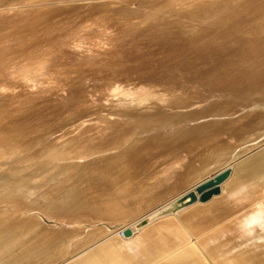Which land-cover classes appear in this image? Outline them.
<instances>
[{
    "label": "rangeland",
    "instance_id": "obj_1",
    "mask_svg": "<svg viewBox=\"0 0 264 264\" xmlns=\"http://www.w3.org/2000/svg\"><path fill=\"white\" fill-rule=\"evenodd\" d=\"M229 166L211 207L117 236ZM263 187L264 0H0V264H236L263 240L219 204Z\"/></svg>",
    "mask_w": 264,
    "mask_h": 264
},
{
    "label": "bare ground",
    "instance_id": "obj_2",
    "mask_svg": "<svg viewBox=\"0 0 264 264\" xmlns=\"http://www.w3.org/2000/svg\"><path fill=\"white\" fill-rule=\"evenodd\" d=\"M36 68V67H35ZM42 68V67H41ZM33 71V70H32ZM32 71H31V73H32ZM36 71V70H35ZM34 71V72H35ZM37 72V71H36ZM26 73H28L27 71H26ZM42 73V72H41ZM43 74V73H42ZM38 75V74H37ZM19 76V75H18ZM28 76V75H27ZM29 76H31V75H29ZM44 77V76H43ZM24 78V77H23ZM22 78V79H23ZM35 78H36V76H35ZM28 79H30V78H28ZM41 79V78H40ZM17 80V79H16ZM15 80V81H16ZM21 80V79H20ZM19 80V81H20ZM24 80H26L25 78H24ZM42 80H43V78H42ZM39 81V80H38ZM37 81V82H38ZM24 82V81H23ZM27 82H29V81H27ZM25 83V82H24ZM31 83V82H30ZM32 84H33V82H32ZM43 84V83H42ZM37 85H39V84H37ZM39 87V86H38ZM35 88H36V86H35ZM133 88V87H132ZM114 89V88H113ZM113 89L112 90H109V91H112L111 93H112V95H113ZM126 90V89H125ZM141 90V89H140ZM148 90V89H147ZM35 91V90H34ZM122 91V90H121ZM155 91V90H154ZM114 92H115V89H114ZM135 92V91H134ZM115 95H116V93H115ZM121 95H122V93H121ZM146 96H149L150 98H153L154 97V95H148V94H143V95H136L135 97L134 96H125V98H123L122 97V99L121 100H124V101H126V102H128L127 103V105L130 103H133V104H135L134 102L135 101H139V100H142V99H144ZM112 97V96H111ZM114 97H117V96H114ZM110 98V97H109ZM119 98V97H118ZM150 98H148V99H150ZM164 98V97H163ZM121 100H119V101H121ZM157 100V99H156ZM158 101V100H157ZM204 101V100H203ZM122 103V102H121ZM193 106H196V108L195 109H198V108H201V107H203V106H205V105H202V104H200V102L199 103H196V104H194ZM228 169H230V168H227V169H225V170H228ZM225 170H223V171H225ZM223 171H221V172H223ZM220 173V172H219ZM219 173H217V174H219ZM217 174H215V175H217ZM214 175V176H215ZM214 176H212L211 178H209V179H212ZM230 177V176H229ZM228 177V178H229ZM228 178H227V180H228ZM208 180V179H207ZM226 180V181H227ZM225 181V182H226ZM224 182V183H225ZM222 185V184H221ZM198 186V185H197ZM196 186V187H197ZM221 187V186H220ZM264 188V187H263ZM195 190V188L194 189H192V190H190V191H188V192H186L185 194H183V195H181L180 197H178V198H176L175 200H173V201H171L170 203H168V204H166L165 206H163V207H161L160 209H158V210H156V211H154V212H152L151 214H149L148 216H146V217H144V218H142L141 220H139V221H137L136 223H134L133 225H130V226H128L127 228H123V229H121L120 231H118V233H117V236L119 237V238H121V239H130V238H132L135 234H137L139 231H141L142 229H144L145 227H147V226H149V225H151L152 223H154V222H156L157 220H159V219H162V218H165V217H168V216H172V215H177V214H179V213H181L182 211H184V210H186V209H188V208H190V207H192V206H194V205H196L197 203H199V204H205V203H200L199 202V200H197L195 203H191V204H189V202H190V199H189V197H188V194L190 193V192H193ZM221 191V190H220ZM257 192L258 191H255L254 189H246L245 191L243 190V193H241V194H239V196H238V198H237V200H233L232 199V197L234 196V194H236V193H234V194H231V198H230V204L232 203V204H234V206L236 207V208H238L239 210H243L244 209V207L245 206H249L250 208H253V210L252 211H250V212H247L246 214H244V215H242L241 216V218H239V220H240V222L242 221H245L246 223L247 222H251V223H261V221H264V208H263V206L261 205V198L259 197V195H257ZM220 194V193H219ZM218 194V195H219ZM218 195H215V196H213V197H216V196H218ZM212 197V198H213ZM211 198V199H212ZM210 199V200H211ZM209 200V201H210ZM208 201V202H209ZM207 203V202H206ZM237 203V204H236ZM189 204V205H188ZM236 204V205H235ZM249 211V210H248ZM242 213H244V212H242ZM142 221H146V224H144V225H139ZM251 223H250V225H251ZM254 225V224H253ZM241 226V225H240ZM248 226V225H247ZM246 225H245V227H247ZM243 227V226H242ZM262 227V226H261ZM260 227V228H261ZM259 228V229H260ZM126 229H132V235L130 236V237H124L123 236V232L126 230ZM264 231V230H263Z\"/></svg>",
    "mask_w": 264,
    "mask_h": 264
},
{
    "label": "crops",
    "instance_id": "obj_3",
    "mask_svg": "<svg viewBox=\"0 0 264 264\" xmlns=\"http://www.w3.org/2000/svg\"><path fill=\"white\" fill-rule=\"evenodd\" d=\"M191 109H193V105L191 106ZM227 168H230V170L232 169V167L231 166H229V167H227ZM226 168V169H227ZM225 170V169H224ZM220 172V171H219ZM219 172H217V173H219ZM217 173H215V174H217ZM230 175H231V173H230ZM229 175V176H230ZM211 178V177H210ZM208 179V178H207ZM207 179H205V180H203V181H201V182H199L197 185H199V184H201V183H203L204 181H206ZM223 184V183H222ZM197 185H195V186H197ZM247 185H248V182H246V181H243L240 185H239V187L236 189V191L238 190V189H241V188H244V187H247ZM220 186H222V185H220ZM195 187H193V189H194ZM192 190V189H191ZM220 190H221V187H220ZM236 191H234V192H232V193H230V195H228V201H227V203H220L219 205H226L225 207H231L232 209H234L235 211H237V212H239L240 210L238 209V208H236L235 206H234V204H230V199L229 198H231V194H234ZM221 193V192H220ZM217 197H213L209 202H211L212 200H215ZM216 202H218V201H216ZM198 207V206H202V207H205V208H208V207H211V206H209L208 204H199V203H197L196 205H194V206H192V207H190V208H188V209H186V210H184V211H188L189 209H192L193 207ZM249 210V211H248ZM253 210V208H250L249 206H245L244 207V209L242 210L243 212H245V213H247V212H250V211H252ZM184 211H182L181 213H183ZM236 212V213H237ZM181 213H179V214H181ZM235 213V214H236ZM235 214L233 215V216H235ZM178 215V214H177ZM172 216H175V215H172ZM172 216H168V217H165V218H169V217H172ZM165 218H162V219H165ZM232 218V217H231ZM159 220H161V219H159ZM159 220H157V221H159ZM156 221V222H157ZM156 222H154V223H152L151 225H149V226H147V227H145L144 229H142L141 231H139L137 234H135L132 238H130V239H123L124 241H126V242H131L133 239H135L136 237H138V236H140V235H142L144 232H146V231H148V229L152 226V225H154ZM235 222L237 223L236 224V226H235V223H233L234 224V226H232V227H230L229 226V228H231V229H235V227H236V229H239L240 231H241V233H242V235L244 236V238H246V237H249L251 240H252V238H258L256 241H254V243L251 241V240H249V241H240L239 243H253V244H256V243H259V242H261L262 240H263V243L261 244H258L257 246H254V248H252V249H249L248 251H245V252H243L244 253V255L242 256H240V260H238L237 259V257H236V259L235 260H237V263L236 264H252V262L253 261H261V260H264V221H261V223H251V222H245V221H241L240 222V220H238L237 218L235 219ZM250 223H251V225H250ZM254 224V225H253ZM182 225V224H181ZM241 225V226H240ZM245 225L247 226V227H245ZM243 226V227H242ZM262 226V227H261ZM261 227V228H260ZM125 228H127V227H125ZM260 228V233H256V229H259ZM231 229H229V230H231ZM185 235H186V233H185ZM165 238V237H164ZM164 238H163V241H164ZM174 238L176 239V241H178V242H182V236L181 235H174ZM185 238H186V236H185ZM218 238V237H217ZM164 242H166V241H164ZM227 243H236V241H226ZM164 244H166V243H164ZM138 247H139V249L141 248V249H143V250H145V249H147L146 251L148 252V253H151L152 255H157V247L156 248H153V249H151V251H149L150 249L148 248V243H146V242H144V241H141V242H139V241H137V244H136ZM143 246V247H142ZM140 249V250H141ZM115 255H119L118 254V252H117V250H115ZM133 252L132 251H130V250H128L127 251V254H132ZM121 255V254H120ZM196 255H199L201 258H197V259H195L194 261H200V262H203V255H202V253H198V252H196L195 254L194 253H192V252H186V251H174V252H170V253H166V254H164V257L163 258H161V259H158V260H161V261H165V262H169L168 264H189L188 262H187V259H189V258H192L193 256H196ZM164 262V264H166ZM242 262V263H241ZM200 264H203V263H200Z\"/></svg>",
    "mask_w": 264,
    "mask_h": 264
},
{
    "label": "water",
    "instance_id": "obj_4",
    "mask_svg": "<svg viewBox=\"0 0 264 264\" xmlns=\"http://www.w3.org/2000/svg\"><path fill=\"white\" fill-rule=\"evenodd\" d=\"M230 173V169L225 170L215 175L212 179H208L195 187V190L188 194V197L190 199L189 204L195 203L197 200H199L200 203H206L213 196L218 195L220 193V185L227 180ZM144 224H146V221H142L139 225L141 226ZM132 232V229H126L123 232V236L130 237L132 235Z\"/></svg>",
    "mask_w": 264,
    "mask_h": 264
}]
</instances>
